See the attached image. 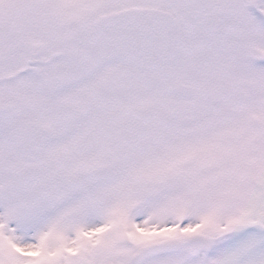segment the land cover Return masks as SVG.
Here are the masks:
<instances>
[{
  "label": "snow or ice",
  "instance_id": "snow-or-ice-1",
  "mask_svg": "<svg viewBox=\"0 0 264 264\" xmlns=\"http://www.w3.org/2000/svg\"><path fill=\"white\" fill-rule=\"evenodd\" d=\"M0 264H264V0H0Z\"/></svg>",
  "mask_w": 264,
  "mask_h": 264
}]
</instances>
